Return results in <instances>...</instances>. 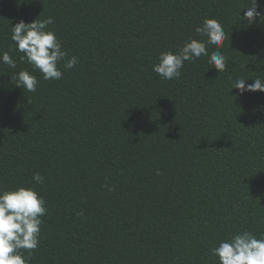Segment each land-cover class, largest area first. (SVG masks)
<instances>
[{
  "label": "trees",
  "instance_id": "trees-1",
  "mask_svg": "<svg viewBox=\"0 0 264 264\" xmlns=\"http://www.w3.org/2000/svg\"><path fill=\"white\" fill-rule=\"evenodd\" d=\"M258 4L249 24L247 0H0V54L17 64L0 63V189L34 188L47 209L28 264H217L221 239L264 233V93L231 89L264 77ZM49 17L78 60L60 80L10 38ZM205 18L223 26L225 71L202 56L177 79L154 73L160 52L204 39ZM21 70L35 92L11 79Z\"/></svg>",
  "mask_w": 264,
  "mask_h": 264
},
{
  "label": "clouds",
  "instance_id": "clouds-1",
  "mask_svg": "<svg viewBox=\"0 0 264 264\" xmlns=\"http://www.w3.org/2000/svg\"><path fill=\"white\" fill-rule=\"evenodd\" d=\"M258 0H247L243 20L249 24L260 16L257 11ZM241 12V11H240ZM240 14V13H239ZM52 19H35L30 23L20 20L11 27V41L15 50L20 53V61L28 64L33 72H38L44 80H60L63 72L58 65L64 61L65 69L74 68L78 60L75 56L67 58L56 33L47 30ZM195 32L204 37L202 40L189 37L175 52H160L158 62L153 64L152 71L163 80H173L181 76L185 62H194L200 57H207V63L218 73L225 71L226 58L219 50L223 47L226 35L222 24L213 18H205ZM215 50L209 52L208 47ZM0 63L10 68L17 67L16 61L4 52L0 54ZM16 86L27 92H35L38 86L36 75L28 70H21L11 76ZM233 86L237 95L246 92L264 93V77L253 78V83L246 84L248 78L233 77ZM159 174V172H157ZM36 184H42L44 177L36 172L32 175ZM112 189L110 188L109 191ZM43 196L34 188L16 187L0 189V264H28L24 251L32 252L38 248L43 220L47 213ZM82 216L83 213H77ZM23 250V251H22ZM217 264H264V233L259 235L251 231H239L229 234L210 250Z\"/></svg>",
  "mask_w": 264,
  "mask_h": 264
}]
</instances>
